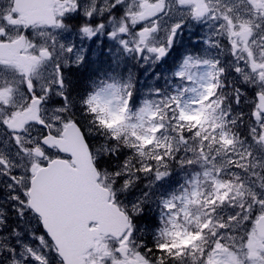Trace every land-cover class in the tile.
<instances>
[{"label": "snow or ice", "instance_id": "obj_1", "mask_svg": "<svg viewBox=\"0 0 264 264\" xmlns=\"http://www.w3.org/2000/svg\"><path fill=\"white\" fill-rule=\"evenodd\" d=\"M0 264H264V0H0Z\"/></svg>", "mask_w": 264, "mask_h": 264}, {"label": "rangeland", "instance_id": "obj_2", "mask_svg": "<svg viewBox=\"0 0 264 264\" xmlns=\"http://www.w3.org/2000/svg\"><path fill=\"white\" fill-rule=\"evenodd\" d=\"M196 32V34H195ZM195 34V35H194ZM201 36V29L198 26H193L191 28H185L181 33L176 46H174L173 50L170 52L171 54L162 64H160L156 69L155 72L160 75V79L156 80L152 75L145 76L142 69L134 68L133 70L137 74V81H136V89H137V101L141 98L142 94L147 93L148 89L152 86H158L163 88L165 86L164 76L170 74L173 70L174 66L180 61L182 55L186 54V50L188 49H199L202 47L201 43H198V40ZM183 37H185L183 39ZM68 40L75 41L79 45V38L76 36H68ZM105 44V46H104ZM109 46H112V42L108 40L106 36H100L95 42L89 41L88 44L85 45L86 48L91 47L93 50L102 49L103 51L100 53L99 56H95L92 52H86L88 55L89 63L92 66V70L87 72L84 70V67L80 69L84 71L85 74L93 73V76L90 78L87 75L86 78H82L79 81L82 83V89L89 87L90 83L93 80H98L100 78H106L105 73L112 71L116 66L113 63L114 57L109 54ZM112 51L115 52V46H112ZM90 53V54H89ZM123 67V65H122ZM120 71V69H116ZM77 73L76 71H71V74ZM182 174L176 170L173 172V175L169 177L166 181L161 182L158 188L159 193H168L175 190L180 183ZM147 181H145L146 183ZM135 195V193H134ZM155 207L154 205L152 206ZM156 220V212L155 211H148L144 215L143 218H138L139 224L141 226H148L153 227L155 225Z\"/></svg>", "mask_w": 264, "mask_h": 264}, {"label": "flooded vegetation", "instance_id": "obj_3", "mask_svg": "<svg viewBox=\"0 0 264 264\" xmlns=\"http://www.w3.org/2000/svg\"><path fill=\"white\" fill-rule=\"evenodd\" d=\"M79 70H81L79 68ZM73 71H76L75 68L73 69ZM66 75L69 77V79L73 82L77 81V79H82V78H86L87 77V74H85L84 72H77L75 74H71V72H66ZM75 94V93H74Z\"/></svg>", "mask_w": 264, "mask_h": 264}, {"label": "trees", "instance_id": "obj_4", "mask_svg": "<svg viewBox=\"0 0 264 264\" xmlns=\"http://www.w3.org/2000/svg\"><path fill=\"white\" fill-rule=\"evenodd\" d=\"M76 70V72H84L83 70H79V69H75ZM89 75V74H88ZM90 76V78L93 76V73H91V75H89ZM80 79L78 78L77 79V81H75L74 82V85H76V90L77 91H80L81 90V88L83 87L82 86V83L79 81ZM140 221H138V223H139Z\"/></svg>", "mask_w": 264, "mask_h": 264}, {"label": "bare ground", "instance_id": "obj_5", "mask_svg": "<svg viewBox=\"0 0 264 264\" xmlns=\"http://www.w3.org/2000/svg\"><path fill=\"white\" fill-rule=\"evenodd\" d=\"M104 46H105V44H104ZM89 54H90V53H89ZM84 70L87 71V72H89V71L92 70V66H91L90 64H86L85 67H84ZM88 74L91 75V73H88ZM88 74H87V75H88Z\"/></svg>", "mask_w": 264, "mask_h": 264}]
</instances>
